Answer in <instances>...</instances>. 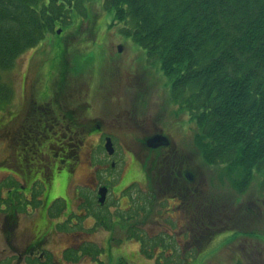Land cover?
Returning <instances> with one entry per match:
<instances>
[{
    "label": "flooded vegetation",
    "instance_id": "af4514ba",
    "mask_svg": "<svg viewBox=\"0 0 264 264\" xmlns=\"http://www.w3.org/2000/svg\"><path fill=\"white\" fill-rule=\"evenodd\" d=\"M43 82L44 76L32 82L31 88L20 97L17 110L5 111L6 105L0 104V164L10 163L13 169L0 168V264H109L111 259L117 260L116 264H131L134 252L138 253L135 264H163L164 253L189 255L194 250L196 237L209 235L208 239H212L214 232H208L212 229L211 218L196 212L192 169L179 161L165 172L172 160L165 154L171 150L164 148L151 169L144 170V180L135 181L121 191H116L115 186L131 169L119 170L115 177L112 171L118 169L119 159L105 157L106 162L88 174L85 183L75 185L73 208L69 185L79 161L76 154L65 177L67 190L61 196H54L56 189L63 191L61 182L58 183L61 162L56 159L67 158L64 146L67 140L79 144L80 150L93 136L100 142L123 136L115 134L114 125L108 129L104 121L89 116L88 122L81 121L82 110H79L85 105L79 103L70 109L61 89L48 88L46 82L41 89ZM6 96L0 90L1 102ZM160 133L165 132L155 126L141 136L127 133L124 138L135 139L146 147V141ZM26 147L33 149L41 173L29 169ZM107 161H111V168ZM134 177L137 173L133 171ZM154 180V190L144 191L143 186H150L148 182ZM153 199L151 210L156 207L158 215L154 235L148 229L151 221H147L148 200L152 205ZM163 201L167 205L162 209L158 204ZM93 208L106 210V214H98ZM163 219H170L175 228L167 229ZM171 229L174 236L169 241L174 240L179 251L163 246L161 232L169 233ZM153 237L155 247H147V238Z\"/></svg>",
    "mask_w": 264,
    "mask_h": 264
},
{
    "label": "trees",
    "instance_id": "16d2710c",
    "mask_svg": "<svg viewBox=\"0 0 264 264\" xmlns=\"http://www.w3.org/2000/svg\"><path fill=\"white\" fill-rule=\"evenodd\" d=\"M104 9L172 81L203 160L224 166L239 191L255 174L264 190V0H104ZM88 17L86 0H0V68L57 25ZM201 194L196 187V212L217 216Z\"/></svg>",
    "mask_w": 264,
    "mask_h": 264
},
{
    "label": "rangeland",
    "instance_id": "374dc122",
    "mask_svg": "<svg viewBox=\"0 0 264 264\" xmlns=\"http://www.w3.org/2000/svg\"><path fill=\"white\" fill-rule=\"evenodd\" d=\"M90 7L92 18H88L81 25V30L84 32V35H79V38H83V40L74 42L70 45L71 51L76 46H82L84 49L82 48L79 51L82 54L76 55L70 51H66L69 54L70 62L69 65L64 68V63H62L61 60L66 52L64 48L62 49L61 47L62 36L59 35L55 37L56 57L45 58L43 55H40L35 63L39 62L42 63V66H45L47 82L50 81L51 72L55 67V78L58 81L62 76L65 78L70 77V83L68 85V87L70 86V90L68 89L69 92L66 95L67 99L64 102L70 105V109H73L74 107L72 106H76L79 103L86 104V107L83 106L79 110H82L81 121L88 122V116H96L98 120L104 121L108 129L114 125L115 134L123 136L122 139L118 138L114 140L117 158L122 161L117 165L118 169L112 171V174H115L116 177L119 173V169L121 170L126 167H129L131 170L118 181L115 190L121 191L133 182H142L145 178L144 166L140 165L137 158L132 156L133 153L127 150H132L137 157L142 158L144 162L147 159L150 163V167L154 165L155 161L159 160L161 156L159 151H152V153L149 154V151L144 149L139 142L135 139H130V137L125 139L124 135L133 133L136 136H141L149 129L155 128V126L158 128L162 127L168 130L167 133L173 141V150L168 153L165 152V154L171 157L175 151L179 152V154H181L180 161L184 164H188L189 168L192 169L197 187H199L203 193L205 192L204 194L209 193L210 196H217V198L223 201L224 205L232 206L234 211L229 210V212L234 216H241V218L232 219L234 223H239L237 224L240 226V230L258 233V235L256 233L252 234L258 237L253 238L254 240H251L249 237L244 238L239 229H229L230 226L227 224V228L216 237L213 244L201 253L193 255V260L188 264H237L236 262H240V264H264V190L260 189L259 178L255 177L247 191L243 194H239L232 187V182H234V180L231 178V181L221 167L209 166L204 163L199 149L194 145L193 129H190L189 133L185 136H180L182 132L175 129L177 126L175 127L172 117L173 107L169 100L168 79L161 71L160 64L156 63L155 66H148L146 62L148 55L145 49L141 48L131 38L126 36L122 37L118 34L119 30L116 28L118 25L115 24V28L112 26L113 21L111 18L113 13L103 11L100 0H92ZM99 22L101 27L98 25L99 31H97L95 38H93L95 34L93 26L96 29ZM99 36L100 38L97 39ZM48 38L50 40L45 43L46 48H44V50L50 51L52 46L51 35L46 39ZM118 44L124 45L121 54L117 52ZM39 52L40 51H26L18 58L13 69L0 70V86L10 90L13 96L6 104L5 111L18 109L20 97L24 94V83L25 92L27 93L29 89L30 73L31 77L35 75L34 70L31 72L30 65L32 62L34 63V58ZM117 55L121 56L118 57ZM88 57H96L97 62L89 63L86 61ZM39 63H37L35 67H40L41 64ZM153 67H156L160 74L155 68L153 69ZM41 70L42 67L38 73ZM43 75L44 72H42L41 76ZM161 75L167 80L163 79ZM117 78L119 79L117 80ZM52 79H54V77ZM71 79L73 81H71ZM87 83L91 86H87ZM44 85L45 82L41 84V89H44ZM89 91L91 92L90 95L88 94ZM8 99L9 98L5 101ZM87 103L89 104L88 114L86 112ZM146 113L151 114V119H154L156 114L158 118L156 120L146 121V119L150 118L145 115ZM126 118H128L129 121L124 122L123 120H127ZM155 122H157V124ZM81 125L85 124L81 123ZM178 125L182 128L183 125H187L185 118L179 119ZM186 129L187 126L185 127V130ZM116 130H120V132L116 133ZM194 132L196 133V129ZM99 142L97 136L90 137L82 144L81 150L77 153L79 161L75 166L74 178L69 185V194L73 201V208L76 206V197L74 194L75 185L79 182L85 183L84 179L86 176L94 171V169L101 167L100 163L103 165L106 162L105 157H107V155L104 149L101 148L102 143L99 144ZM24 153L28 157L29 169L33 172L41 173V170H39L38 158L33 153V149L31 147H26ZM46 155L49 154L46 152ZM129 159H131V161ZM56 160L61 162L59 165L62 173L59 175V181L57 177L56 180L58 183L61 182L63 191L56 189L55 192L57 195L55 192H53V195L61 196L59 194L67 190L65 177L66 174L69 173V168L74 163V159L58 157ZM89 162H91V166ZM107 162L108 167H110V161ZM0 168L7 171L13 170L10 163L0 164ZM133 171L137 173L136 178H133ZM150 189L153 191L154 186H149L148 184L143 186V190L146 192H149ZM132 194L135 195L134 192H132ZM227 198H230L233 202L236 200L238 202H229ZM212 205L214 207L218 206V202L214 199ZM93 210L98 214H106V210L94 208ZM154 217L155 215L149 220L151 221L152 228L150 232L152 235L155 234L156 231L152 222ZM148 229H150L149 225ZM171 231L170 233H174L173 229H171ZM259 235L262 236L260 237ZM238 238L241 239H239L237 247L235 244ZM237 252L241 256H238ZM135 255L138 256V253H131V264L138 262L136 261L138 257ZM116 263L117 260L111 259L109 261V264Z\"/></svg>",
    "mask_w": 264,
    "mask_h": 264
},
{
    "label": "water",
    "instance_id": "95a60500",
    "mask_svg": "<svg viewBox=\"0 0 264 264\" xmlns=\"http://www.w3.org/2000/svg\"><path fill=\"white\" fill-rule=\"evenodd\" d=\"M61 31H58V33H60ZM119 50L121 51L122 50V47L120 46L119 47ZM162 144H166V138L163 137V136H155L153 137L149 142H148V145L150 147H153V148H156ZM106 148L108 150V152L110 154H113L114 150L112 148V143L110 140H108L107 144H106Z\"/></svg>",
    "mask_w": 264,
    "mask_h": 264
}]
</instances>
